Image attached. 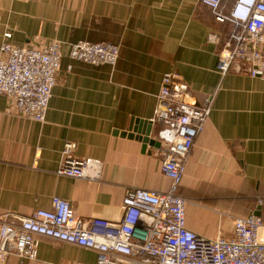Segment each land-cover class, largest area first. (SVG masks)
I'll list each match as a JSON object with an SVG mask.
<instances>
[{
	"label": "crops",
	"instance_id": "obj_1",
	"mask_svg": "<svg viewBox=\"0 0 264 264\" xmlns=\"http://www.w3.org/2000/svg\"><path fill=\"white\" fill-rule=\"evenodd\" d=\"M230 6L232 0H223ZM230 24L214 18L200 0H0V43L11 31L14 44L60 42V70L45 119L15 113L0 94V211L21 214L67 199L74 214L117 221L129 187L166 190L159 146L130 132L139 119L152 120L165 72L187 83L193 98L213 94L179 193L186 198V226L207 237L228 236L237 215L264 221V77L216 69L220 40ZM78 39L119 47L113 66L69 56ZM159 124L153 123L157 137ZM66 141L71 155L102 161L96 180L56 172ZM260 199V201H258ZM34 258L11 254L6 264H86L94 249L37 236Z\"/></svg>",
	"mask_w": 264,
	"mask_h": 264
},
{
	"label": "built area",
	"instance_id": "obj_2",
	"mask_svg": "<svg viewBox=\"0 0 264 264\" xmlns=\"http://www.w3.org/2000/svg\"><path fill=\"white\" fill-rule=\"evenodd\" d=\"M218 21L230 24L226 36L210 31L207 40L218 42L216 69L264 77V0H200ZM6 30L0 43V94L13 101L16 114L37 121L45 119L52 88L60 70V42L14 44ZM119 47L110 41L78 39L70 43L69 56L91 64L113 66ZM213 94L196 101L186 82L165 72L156 94L153 122L161 171L170 178L166 190L129 187L122 198L119 220L82 217L69 201L52 197L50 208L21 214L0 211V264L15 254L22 261L34 258L37 236L94 249L96 260L86 264H264V221L252 212L237 215L228 236L207 237L186 226V198L179 193L181 178L198 133L212 106ZM73 141H66L58 174L99 179L102 161L71 155ZM260 201V199H258Z\"/></svg>",
	"mask_w": 264,
	"mask_h": 264
},
{
	"label": "water",
	"instance_id": "obj_3",
	"mask_svg": "<svg viewBox=\"0 0 264 264\" xmlns=\"http://www.w3.org/2000/svg\"><path fill=\"white\" fill-rule=\"evenodd\" d=\"M153 121L149 119H139L136 121L133 129L130 132L121 131L122 135L134 136L141 140L142 149H145L148 145L159 146V140L153 135Z\"/></svg>",
	"mask_w": 264,
	"mask_h": 264
}]
</instances>
